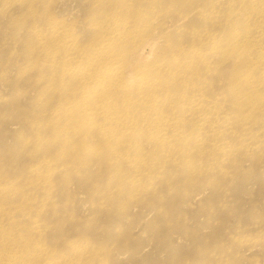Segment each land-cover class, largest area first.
I'll return each mask as SVG.
<instances>
[{"label":"rangeland","instance_id":"obj_1","mask_svg":"<svg viewBox=\"0 0 264 264\" xmlns=\"http://www.w3.org/2000/svg\"><path fill=\"white\" fill-rule=\"evenodd\" d=\"M225 1L217 5L216 0H192L205 13L212 11L219 23L226 17ZM110 17L119 26L125 21L133 26L136 34L130 36L144 43L140 54L141 47H130L129 35L108 40L125 70L110 100L121 113L123 104H135L129 126L124 125L133 133H125L126 138L118 132L124 126L109 125L100 117L94 118V125L93 117L83 119L85 124L70 117L68 122L64 110L75 111V103L82 104L88 92L75 97L82 84L73 85L69 78L58 82L63 63L45 55L61 54V47L51 45L48 37L57 31L87 56L105 36V23L102 27L99 21ZM211 23L205 14L193 16L181 0H0V229L15 239L0 260L264 264V86L256 83L262 68L235 67L238 59L219 60L207 46L202 59L209 69L180 72L173 67L160 72L167 85L152 88V96L165 102L158 114L150 110L148 116L177 120L176 130L147 126L141 122L143 109L137 107L141 91L149 90L136 87V77L157 73L159 64L168 66L173 59L185 60L193 40L207 36ZM215 29L208 30L214 39L221 35ZM235 32L247 31L236 27ZM242 45L236 49L254 51ZM78 60L76 54L73 66L83 67L84 60ZM189 73L202 80L193 91L184 88L191 85ZM244 76L255 86L247 94L235 85ZM88 83L87 89L96 85ZM186 92L190 101L201 100L206 106L193 114L195 127L187 122L189 102L178 104ZM240 97L249 104H240ZM97 108L92 103L87 112ZM224 121L231 131H224ZM240 122L248 124L240 128ZM197 133L198 149L194 143H179L180 135L191 138ZM146 135L168 138L172 144L162 148ZM134 146L139 152L132 153ZM31 226L35 231L28 229ZM25 247L34 254L28 261Z\"/></svg>","mask_w":264,"mask_h":264},{"label":"bare ground","instance_id":"obj_2","mask_svg":"<svg viewBox=\"0 0 264 264\" xmlns=\"http://www.w3.org/2000/svg\"><path fill=\"white\" fill-rule=\"evenodd\" d=\"M181 1L183 4L189 5V7L191 9V13L193 14V16H197L198 14H200V15L205 14L207 17H209L212 20V23L214 22L213 24L211 23L212 25L210 24L209 29L212 27V30H213V26L216 25L218 29H215L214 32H218L221 35L214 39L213 38L214 36L212 35V30L209 32L208 31L209 29H208L206 31L207 33L205 32L207 34V36H205L203 38L199 37V39H196L195 41L192 39L193 40L192 46H194V47H192L190 49V53L187 54V57L185 58V60L177 61V59H173L170 63H168V66L161 67L162 64H159L157 73L142 74V75L136 77V79H137L136 82L133 81L136 84V87L137 86L143 87V89L146 88L149 90V91H144V90L141 91V94H140L141 100L138 103L137 107L140 106L143 109L142 110L143 114L140 116L141 122L145 123L147 126H150V127H163V126H169L170 125V126H173L175 130L178 128L177 127V120L162 118L161 116L153 117L150 119V117L148 116V111H150V110L153 111L154 115L158 114V112L161 108V105H163V103L165 102L164 100L158 101L155 97L152 96L153 93H151L152 88H154L156 86L165 87L167 85L165 80L162 79V77L160 76V74H161L160 72H162V71L167 72V71L171 70L173 67L176 69H180V72H182V70H184V69H188L192 72L194 70V67H201V66H203V67L207 66L205 69H209V63L207 61H204L205 59H202V57L204 55V49L207 46H210V49L212 52H216L217 56H219V60H226L229 58L238 59L237 63L235 64V67H241V66L242 67H251L254 65L255 67H257L259 69L262 68V72L260 75L261 77L257 80L256 83H257V85L264 86V0H226L225 1V7H227L226 11H225L226 17H225V20H223L221 23H219L220 19L214 20L215 16H214L212 11L205 13L202 9L196 8L195 4H193L194 2H192V0H181ZM216 4L219 5L218 0H216ZM184 18L186 19V17H184ZM183 19L181 18L180 21ZM99 22H102V27H103V24L105 23V36H104V38H103V34L100 36V38H99L100 40H99V44H98L99 48L91 50L90 51L91 53L88 54L87 56H85L83 51H80L77 48V46L74 44L73 40L70 39L69 36L62 37V34H60L57 31H53L52 35L50 34V36H48L49 39H51L50 40L51 45H54L57 43L56 47L60 46L62 49V52L59 55H57L54 52H47L48 54H46V52H45V55H47V57H49L51 60H54V61L59 60L63 63V65L59 67V72L61 74L59 77H57L58 79L56 78L57 81L61 80L63 82L64 78H69V79L73 80L72 81V82H74L73 85H76L77 84L76 82L81 83L82 86L77 85V86H80L82 88H81V90H79L75 94V97H77V96L82 97V95L84 93L88 92L87 95L85 96V99L83 100L82 104L75 103V105L77 107L75 111L72 110V112L69 113V110L65 109L64 111H66V112H64V114H63L62 113L63 111H62L61 113L65 116L66 113L68 112L66 117H67V119L70 117L71 121H74V120L78 121V119H79V121H82L83 119H85V121H86V120H90L93 117L92 119L95 120V122L91 121V123L93 125L96 123V119H94L96 117H100V118L104 119V121L106 120V123H108L109 125H113V123L119 124L122 126H124L126 124L128 125V123L130 122V112H133V110L135 108V104L131 105L132 102L123 104L125 106V108L122 109L124 112L121 113L120 111L117 110V105L115 104L116 102L110 100L111 89L115 86V84L117 83V80L119 78H121V76L123 75L125 70L121 66L117 52H114L113 49L109 48L110 43L108 40L110 39L113 41L116 37H118V39L120 40V39H123L124 37L126 38L129 35V38H127V39H129L128 43L130 44V47L131 48L132 47H141L139 49L140 54H142L144 51L143 50L144 49V47H143L144 43H143V40H141V38L140 39H134L132 36H130L132 34H136V32L134 31L135 28H133V26H131L129 23H126V21L123 23L121 22L120 26L116 22L115 17H110V18L106 19L105 21L101 20ZM236 27H242L243 30L245 28L247 31L246 35L245 34L241 35L239 33H236L235 32ZM33 30L31 31L30 36L34 37V41H35V30L34 31ZM222 35L224 37L223 40H222ZM142 36H143V33L140 37H142ZM34 41H31L30 43L32 44V42L34 43ZM239 43H242L243 45L250 46L251 48H253L254 51L252 53L248 52L247 54L242 53V51H238L236 48L238 47ZM194 44H198V46H195ZM42 50H44V48ZM76 54H78V59H79L78 62L84 60V62L81 63L82 65H84L83 67L73 66L74 65L73 63L75 62V59H76ZM45 55H43V56L45 57ZM25 57L28 58L29 56H25ZM47 57H45V58L49 59ZM101 63H104V66L102 68H99V65H101ZM179 75H182L185 77L184 74H179ZM177 78H178V74L172 75L173 81H176ZM188 79H189L191 85L189 86V85L185 84L184 88L185 89L188 88V89H190V91H193V89L196 87V85H200V82H202V80L194 73H189ZM87 80L89 82H92L93 84H96V85L93 87H90L88 89L85 88L89 85ZM178 81L182 82V81H184V79L179 78ZM128 85H129V83H128ZM128 85H127V88H128ZM205 85H202V86L208 87ZM235 85L236 86L241 85L240 87H242V90L245 89L244 92L246 94L248 93V91L251 90V88L255 87L254 82L245 76L243 79H237V81L235 82ZM238 87L239 86H237V88ZM74 89H80V88L75 87ZM44 90H46V89H44ZM242 94H243V92H242ZM185 95H187L188 97ZM189 96H191V93H188V92H186V94L182 93L180 96L181 101L179 100L178 104L180 106H184L185 101L189 102L187 106L189 109L188 111H190V113H189V116L187 117L188 118L187 122L190 125H192L193 127H195V125L193 123H191L193 114L196 115V114L200 113L201 111L206 110V106L204 105L203 101H201V100L190 101L191 99H189ZM243 97H240L241 98L240 104L243 102H244L243 104H249V102H245L246 99H244ZM123 100H121V101H123ZM92 103L94 104V108H97V103H100L101 106L95 110H90L89 112H87L88 111L87 108ZM72 104H73V102L71 101L70 105L72 106ZM68 105L69 104H67V106ZM166 107L167 108L170 107V104H167ZM112 108H114V110H112ZM63 109H61V110H63ZM70 109H71V107H70ZM72 114H73V116H72ZM58 115H59L58 116L59 118L57 117V115H56V118H58V119L63 118L64 119L63 116L61 118L60 114H58ZM72 117L74 119H72ZM70 118H69L68 122H70ZM67 119H65V120H67ZM85 121L84 122L82 121V123L85 124ZM224 122H225V125H224L225 130L224 131H227V132L231 131L230 130V124L227 121H224ZM88 123H90V122H88ZM242 124L246 125V124H248V122H244V123L240 122L238 124V126L240 128L245 126ZM200 125H203V127H205V128L210 127L209 122H202ZM262 126L264 127V125H262ZM199 128H201V127H199ZM119 129H120V127H119ZM74 130H76V128ZM92 130H93V126H92ZM105 130L107 131V129H105ZM130 131H131V129H125V126H124V129H121V131H118V132H119V135H121L123 138L127 133L131 134L132 131L131 132ZM115 134H116V131H115ZM116 135H118V133ZM114 136L115 135L113 133V137ZM121 136L118 138H121ZM180 136H181L180 141L177 140V141H179V143H181L182 141L183 142L185 141V143H187V142H189L191 144L194 143L195 149H198L201 145V139L199 140V138H200L199 133H197L196 135H194L191 138H188L187 136L182 137V135H180ZM180 136H176L175 138L177 139ZM106 137L108 138V134ZM146 137L149 140L153 141V143L155 142L154 143L155 145H159L162 148L164 147L165 143L170 144V145L172 144V143L168 142V138L164 139L162 136H158V135H155V136L149 135L148 136V135H146ZM102 138H103V136H102ZM124 138H126V137H124ZM239 138H240V136H239ZM111 139H112V137H111ZM24 140H25V142L27 141V139H24ZM25 145H27V144H25ZM252 147H254V146H252ZM212 148H213V146H212ZM174 149L177 150V148H170L169 150H174ZM203 150H205V149H203ZM192 151H194V150H192ZM136 152H139V151H138L137 147L134 146L132 149V153H136ZM4 222H6V221H4ZM28 229L29 230L31 229L32 230L31 232H33V231H35L36 227L31 226V228H28ZM1 230L2 229H0V246H1L0 256L2 254H4V256H7L8 252L10 251L9 246L12 245L9 243L12 241L14 242L15 239L12 240L9 236L7 237V234L4 233V232H6L5 230H4V232H2L3 234H1ZM13 232H16V231H13ZM11 234H12V232H11ZM7 244H9V246ZM25 244L27 246L28 243H25ZM14 246H17V245H14ZM32 247L34 248V246H31V248ZM18 248H19V246L17 247V249ZM15 249H16V247H15ZM15 249H12V251H14ZM25 249H27V248L26 247L24 248V253L27 252V255H26L27 258L25 256V258L27 260H25V261H28V257L32 258V256L34 254L31 253V256H30V249L28 248L26 251H25ZM36 249H33V250L35 251ZM6 250H8V251H6ZM3 251H6V252H3ZM22 252H23V250H22ZM17 253L19 255V250L17 251ZM12 255L14 256V254H12ZM21 256L24 257V255H21ZM18 258H20V257H18ZM39 258L41 259V257H39ZM39 258L35 257V260L39 259ZM13 259H16V258L11 257V259H8L6 261L0 260L1 261L0 264H15L14 263L15 260H13ZM40 259L36 260V262L40 261ZM19 260L20 259H18L17 262H19ZM31 260H30V262H31ZM24 263L27 264V262H24ZM28 264H29V262H28ZM30 264H35V263L31 262Z\"/></svg>","mask_w":264,"mask_h":264}]
</instances>
